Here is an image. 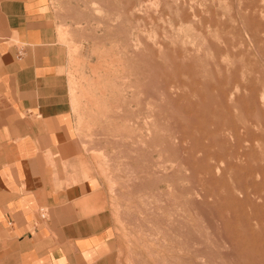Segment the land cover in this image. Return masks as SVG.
Segmentation results:
<instances>
[{
  "label": "rangeland",
  "instance_id": "rangeland-1",
  "mask_svg": "<svg viewBox=\"0 0 264 264\" xmlns=\"http://www.w3.org/2000/svg\"><path fill=\"white\" fill-rule=\"evenodd\" d=\"M51 2L116 264H264V0Z\"/></svg>",
  "mask_w": 264,
  "mask_h": 264
},
{
  "label": "crops",
  "instance_id": "crops-1",
  "mask_svg": "<svg viewBox=\"0 0 264 264\" xmlns=\"http://www.w3.org/2000/svg\"><path fill=\"white\" fill-rule=\"evenodd\" d=\"M57 25L51 0H0V264H116Z\"/></svg>",
  "mask_w": 264,
  "mask_h": 264
},
{
  "label": "built area",
  "instance_id": "built-area-1",
  "mask_svg": "<svg viewBox=\"0 0 264 264\" xmlns=\"http://www.w3.org/2000/svg\"><path fill=\"white\" fill-rule=\"evenodd\" d=\"M42 212H43V213H42V216L44 217V216H45V213H44V210H43V209H42Z\"/></svg>",
  "mask_w": 264,
  "mask_h": 264
}]
</instances>
